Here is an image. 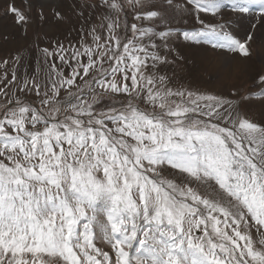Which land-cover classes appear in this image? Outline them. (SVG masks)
<instances>
[{"label": "snow or ice", "instance_id": "snow-or-ice-1", "mask_svg": "<svg viewBox=\"0 0 264 264\" xmlns=\"http://www.w3.org/2000/svg\"><path fill=\"white\" fill-rule=\"evenodd\" d=\"M31 8L5 0L25 34ZM70 8L77 43L40 40L33 75L0 57V264H264V124L240 110L264 69L243 97L162 72L176 41L247 61L264 0Z\"/></svg>", "mask_w": 264, "mask_h": 264}, {"label": "rangeland", "instance_id": "rangeland-1", "mask_svg": "<svg viewBox=\"0 0 264 264\" xmlns=\"http://www.w3.org/2000/svg\"><path fill=\"white\" fill-rule=\"evenodd\" d=\"M11 2V0H7ZM81 3L85 0H80ZM91 3L92 0H87ZM29 0H16V6L27 11ZM32 8L29 13L33 20L26 27V34L23 27H18L14 22L13 15L4 11L5 0H0V57L7 56L14 50L22 52L23 60L20 65V75L25 72L33 75L37 69L38 55L37 44L40 40V47L47 46L48 40H59L66 46L71 41L77 43L78 31L84 23L79 15V10L72 11L74 0H31ZM43 3L41 9L39 4ZM47 17L46 20L39 18V13ZM60 12L62 20L53 17V12ZM85 17L88 10L85 9ZM206 20L212 17L205 16ZM219 19V17H217ZM98 22V17L93 18V23ZM191 23V21H188ZM174 47L176 52L169 55L172 63L162 69L171 77L175 85H184L200 91L214 92L217 94L238 91L240 96H247L250 93L259 91L256 83L257 75L264 69V39L254 40L251 45V56L247 61L234 57L231 60L222 57V53L214 51L205 45L188 46L183 41H176ZM58 63V61H57ZM70 71V70H66ZM44 70H41V79ZM212 77V78H210ZM239 99V98H237ZM240 110L254 122L264 124V103L259 96H253L249 101L240 104ZM44 264H55L49 258Z\"/></svg>", "mask_w": 264, "mask_h": 264}, {"label": "bare ground", "instance_id": "bare-ground-1", "mask_svg": "<svg viewBox=\"0 0 264 264\" xmlns=\"http://www.w3.org/2000/svg\"><path fill=\"white\" fill-rule=\"evenodd\" d=\"M40 1L44 2L45 0H40Z\"/></svg>", "mask_w": 264, "mask_h": 264}]
</instances>
